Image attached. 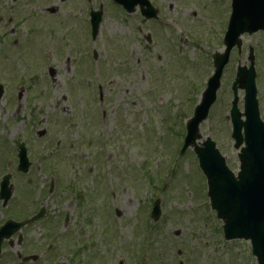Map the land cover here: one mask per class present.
Here are the masks:
<instances>
[{"label":"rangeland","instance_id":"rangeland-1","mask_svg":"<svg viewBox=\"0 0 264 264\" xmlns=\"http://www.w3.org/2000/svg\"><path fill=\"white\" fill-rule=\"evenodd\" d=\"M22 1L0 0V41L31 36L28 45L38 50L39 43L50 39V52L44 67L47 46L31 53L33 71L19 66L7 71L0 61V83L5 89L0 147L14 148L22 140L32 154L25 177L14 171V158L10 163L14 189L9 206L22 212H4L0 206V224L9 215L34 214L47 199L45 217L22 230L24 246L31 254H42L38 264H137L140 258L141 264H149L148 249L139 255L140 240L151 205L159 198L162 214L157 223L151 222L157 244L151 249L162 264H256L247 242L223 239L222 223L209 209L205 180L193 152L179 156L185 123L213 71L210 56L223 51L230 0H178L171 10L169 0H150L161 12L157 23H145L138 13L126 17L110 0H32L26 8ZM100 6L102 22L92 43L89 11ZM47 8L55 13L49 15ZM147 35L150 44L145 42ZM71 40L79 47L63 48ZM241 40V52H231L217 101L200 125L202 140L210 137L215 142L234 173L239 165L226 116L230 86L236 68L248 66L249 47L254 48L257 99L264 121V32ZM80 56L83 60L78 63ZM31 77L46 85L47 92H37ZM23 80L29 85L23 86ZM33 85L30 93L27 87ZM242 96L239 92L240 109ZM34 99H41L30 111L37 119L34 129L49 125V152L42 149L46 139H28L30 124L22 121ZM55 146L60 155L50 159L58 185L56 176L45 172L39 162ZM64 153L66 159L61 158ZM51 181L54 190L48 197ZM26 187L29 191L23 192ZM29 199L31 208H23L20 204Z\"/></svg>","mask_w":264,"mask_h":264},{"label":"water","instance_id":"water-1","mask_svg":"<svg viewBox=\"0 0 264 264\" xmlns=\"http://www.w3.org/2000/svg\"><path fill=\"white\" fill-rule=\"evenodd\" d=\"M126 1V4L133 2V0H120L122 4ZM233 8L232 21L225 39L226 53L222 56H213L216 61L215 75L203 94L201 104L195 109L193 118L187 124L184 150L194 145L195 140L199 138L198 125L207 118L209 108L215 100V91L218 88L219 77L226 63L229 49L236 44L235 40L240 34L264 29V0H249L247 4L243 0H233ZM249 8L252 10L250 11ZM91 16L94 37L97 34L100 18ZM237 45L240 46V43L237 42ZM249 56L250 70L240 69L235 80V86L238 85L246 90L245 122L240 121V114L235 106L236 98L231 111L235 147L238 148L242 142L245 144V148L239 155L241 166L237 179L226 169L223 159L209 139L203 144L202 149L196 148L195 152L207 179L211 209L216 211L218 219L224 223L225 238L250 240L258 264H264V125L259 121L255 101L251 50ZM1 94L0 91V97ZM242 130L243 134H241ZM6 192L7 195L3 194L4 199L10 195L9 190ZM42 215L43 210L30 221H36ZM151 216L155 221L159 218V201L154 204ZM30 221L8 225L7 229L0 232V241L1 238H9L14 231Z\"/></svg>","mask_w":264,"mask_h":264},{"label":"flooded vegetation","instance_id":"flooded-vegetation-1","mask_svg":"<svg viewBox=\"0 0 264 264\" xmlns=\"http://www.w3.org/2000/svg\"><path fill=\"white\" fill-rule=\"evenodd\" d=\"M31 2H32V0H24V1H22L23 7L26 8ZM100 8L102 9L101 6L99 7V9ZM172 8H173L172 6L169 7L170 10ZM90 11H91V9H90ZM45 12L50 15V8L45 9ZM18 20L21 21L20 17L18 18ZM149 22H151V21H149ZM36 28H38V27H35L33 30H36ZM33 30L30 33V35L33 33ZM37 34H39V33H37ZM30 37L31 36H29L27 38L25 37V39L23 41H19L17 39L11 40L10 42L0 41V61H2V60L4 61L2 64H4L6 66L7 71L10 68L15 67V66H19V68L23 69V71L24 70L33 71L32 67H31L33 65V62H32V60H31V58L29 56H31L32 52L40 51L41 48L43 47V45L47 46V54H45L44 57L42 58V61H43V65L42 66L43 67L46 66V64L48 63V58H49L48 53L50 52V44H49L50 43V39L46 43L43 42L42 45H41L42 42L40 40V42H41V43H39L40 44V48L38 50H33L28 45ZM72 43L69 42V41H66L64 43V45H63V48L70 47L71 45L73 46L75 44V42H73V41H72ZM74 46H75V49H77L79 47L78 45L77 46L74 45ZM3 47H5L4 52H2L3 51ZM79 55H80V52H79ZM13 58H16L14 60V62H13ZM93 58H94V56H93ZM81 59H82L81 56H80V58L78 57L77 62L81 63ZM95 59L97 61V56L96 55H95ZM2 66L3 65H1V67ZM1 67H0V69H1ZM33 68H34V65H33ZM4 70H5V67H4ZM49 72H50V68H49ZM20 83L23 86L29 85L28 83L25 84V80L21 81ZM31 83L39 88V89L36 90L37 92H43V91L47 92L46 85L40 83L39 81L35 82L34 77H31ZM1 85L3 86V84H1ZM34 85L27 87V90L30 91V93L32 92L31 87L34 88L35 87ZM74 89L77 90V88H74ZM4 91H5V89H4V86H3V93H4ZM33 101L34 102L31 105H28L29 106L28 115L26 116V114H24L25 116L23 115L22 121L26 122V120H27V123L30 124L28 126L30 127V131L29 132H30L31 135H30V137H28V139H30L32 142H36V140L38 141V140H40L42 138L46 139L47 142L41 143L42 144V149H43L44 152H49L50 151V127H49V125H44V127H43L44 129H42L40 131H38L37 129H34L37 119H36L34 114L30 113V111L33 112L35 104L40 105L41 99L40 100H35L34 99ZM0 102H1V100H0ZM20 128H21V131H22V129H25V125H22ZM33 130H34V132H33ZM21 135H22V137H25L26 133H21ZM21 144L25 145V143L22 142V140H20L19 143L17 145H15V147H14V157H15V162H16L14 171L16 173H18L20 176L25 177L26 175L29 174L30 168L32 166V163L30 162V156L32 154H31L30 150H28V148L25 145L26 154H27L28 160L30 162V166H29V168H28V170H27V172L25 174L18 172V170H17V150H18V146L21 145ZM63 156L65 158L68 157V155L65 154V153L63 154ZM1 157H2V160H1ZM11 157H12V155L11 156L9 155V153L7 151V147L6 146H1L0 147V191H1V181L4 178V176L6 174H8V173L11 174V176H12V173H13V171H10V163L12 162ZM39 162L44 164V171L48 172L50 174V153L47 154V158H44V157L40 156ZM38 189L39 188H36L35 191L38 190ZM26 190L29 191V187H26V189L24 188L23 192H27ZM47 193H48V197H50V182L48 184ZM38 196L39 195H37V199H35V201H36L35 203L36 204H37V201H39L38 200ZM47 201H48L47 199H45L44 201H41L38 204V205H40V208L42 206L46 207V202ZM1 205H2V201H1V197H0V206ZM20 205L23 206V208H31L32 204H31L30 199H29V200H27V202H23ZM11 206H13V205H11ZM17 206H18V203H17ZM4 244H6V243H4ZM4 244L2 245V247L0 249V264H6L8 259H11V261H12V263H8L7 262L8 264H38L40 259H41L42 254L40 253L39 257L34 262L22 263V262L18 261V259H17V252H20L21 255H31V253H28L29 252V248H25V249L19 248V249H17V248L8 247L7 244H6L7 248H4L3 247ZM7 252H8V255H6Z\"/></svg>","mask_w":264,"mask_h":264},{"label":"trees","instance_id":"trees-1","mask_svg":"<svg viewBox=\"0 0 264 264\" xmlns=\"http://www.w3.org/2000/svg\"><path fill=\"white\" fill-rule=\"evenodd\" d=\"M152 260H153L154 264H159V263L156 261L155 256H152Z\"/></svg>","mask_w":264,"mask_h":264}]
</instances>
